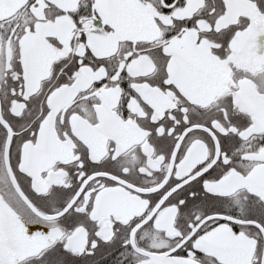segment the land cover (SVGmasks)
I'll list each match as a JSON object with an SVG mask.
<instances>
[{
  "label": "snow or ice",
  "instance_id": "snow-or-ice-1",
  "mask_svg": "<svg viewBox=\"0 0 264 264\" xmlns=\"http://www.w3.org/2000/svg\"><path fill=\"white\" fill-rule=\"evenodd\" d=\"M0 264H264V0H0Z\"/></svg>",
  "mask_w": 264,
  "mask_h": 264
}]
</instances>
